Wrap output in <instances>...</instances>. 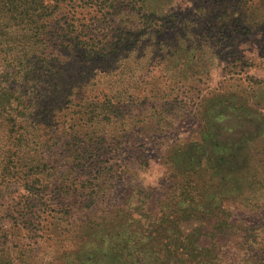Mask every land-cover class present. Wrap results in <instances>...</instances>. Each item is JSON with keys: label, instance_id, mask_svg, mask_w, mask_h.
I'll list each match as a JSON object with an SVG mask.
<instances>
[{"label": "rangeland", "instance_id": "1", "mask_svg": "<svg viewBox=\"0 0 264 264\" xmlns=\"http://www.w3.org/2000/svg\"><path fill=\"white\" fill-rule=\"evenodd\" d=\"M114 11L100 27L114 37L109 55L69 52L65 96H44L65 131L39 125L26 155L59 173L69 157L99 163L65 174L57 189L45 183L27 219H0L10 241L0 243V264H114L116 232L103 250L99 238L129 214L180 219L159 227L154 247L178 240L182 264L189 247L193 264H264V0H119ZM5 129L0 120V148ZM49 167L42 183L52 181ZM3 189L13 205L27 195L14 182ZM70 205L91 208L57 214ZM80 238L90 243L76 246Z\"/></svg>", "mask_w": 264, "mask_h": 264}, {"label": "trees", "instance_id": "2", "mask_svg": "<svg viewBox=\"0 0 264 264\" xmlns=\"http://www.w3.org/2000/svg\"><path fill=\"white\" fill-rule=\"evenodd\" d=\"M118 2L119 0H0V120L5 121L8 128L2 136V139L6 140L5 147L0 148V188L14 182L27 193L21 197L23 203L21 200V203L13 205L4 200L2 193L5 190L1 192L0 189V219L3 216L4 219L14 216L15 219H27V212L33 213V209L37 208L34 207V203L38 201L36 194L39 188H45V183L57 189L60 180L64 181L65 174L69 179L76 178L79 177L80 171L92 169L99 163L95 157H69L66 171L59 173L62 167L58 164L51 166L48 162L52 161H47L42 166L36 163L33 157L26 158V155L31 151L29 141L35 138L34 134L39 125L45 123L46 126L47 122H50L65 131V120L61 113L47 117L48 108L44 96L48 97L47 94L51 93L59 98L65 96V84L61 82L64 66L61 62L65 61L69 52L92 58L109 55L107 51L112 49L114 37L106 31H100V27L106 28L118 15L114 11ZM69 8L75 9L73 14L68 13ZM107 8L111 9L112 13L105 12ZM68 16H71L70 20ZM117 39L118 42L122 41L120 37ZM49 61L55 63L51 65ZM41 64H50L48 68L52 72L41 70ZM48 167V172L54 173L47 175L49 179L52 177V181L42 183L40 178ZM18 172H23L24 175L21 177ZM103 177L97 180L103 182ZM175 191L172 200L176 198ZM104 196L106 197V194ZM10 200L14 202V199ZM90 208L74 209L70 205L63 209L61 206L57 214L72 218L74 215L83 214L85 210L88 212ZM110 208L118 209L114 205L108 207L109 210ZM92 213L94 212H89ZM128 216L125 223L116 221L106 226L108 228L103 231L108 235L103 234L99 238L100 248L103 250L104 245L109 246L106 238L111 237L110 233L116 232L117 245L114 243L115 247H112L114 264L183 263L177 260V252L181 248L178 246V240L169 239L164 249L154 247L159 243L155 238L159 227L177 225L180 219H154L153 222V219L143 221L133 219L132 214ZM121 232H125L127 238H124ZM89 238L76 239V246L89 244ZM186 240L189 247L191 240ZM7 242L10 243L6 240L3 242L0 238L1 245L6 246ZM19 246L22 251L28 252L32 249L30 243ZM191 252L189 247L184 264H193ZM30 254L33 253H27ZM106 256V253L102 254V257Z\"/></svg>", "mask_w": 264, "mask_h": 264}]
</instances>
